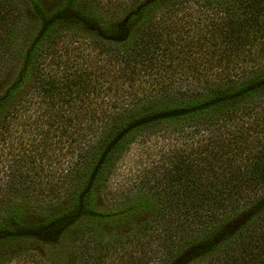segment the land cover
Segmentation results:
<instances>
[{
	"label": "trees",
	"instance_id": "obj_1",
	"mask_svg": "<svg viewBox=\"0 0 264 264\" xmlns=\"http://www.w3.org/2000/svg\"><path fill=\"white\" fill-rule=\"evenodd\" d=\"M260 95L264 0H0V143L27 145L58 200L33 222L9 215L0 241L45 248L24 255L33 264H264V210L224 231L264 190ZM159 130L207 135L100 207L118 160ZM12 164L2 190L31 188ZM148 197L133 229L110 228Z\"/></svg>",
	"mask_w": 264,
	"mask_h": 264
},
{
	"label": "rangeland",
	"instance_id": "obj_2",
	"mask_svg": "<svg viewBox=\"0 0 264 264\" xmlns=\"http://www.w3.org/2000/svg\"><path fill=\"white\" fill-rule=\"evenodd\" d=\"M107 2V0H104ZM260 99V100H259ZM257 102L255 104H264V95H260V97L256 98ZM253 103H249L247 105H252ZM189 130V129H187ZM164 130H159L152 132L144 137L137 138V142L131 144V147L128 151L118 160L115 165L113 173L109 175V180L106 183V187L103 191L101 197L97 199V204L100 207H112L115 208L118 203L123 200L124 197L128 196L127 194H133L134 189L137 187L138 179L145 174V171L150 167L148 166L150 162L153 160L160 161L161 158L171 157L172 153H176L177 151H181L185 154V151H189L188 147H196L199 142H204L207 133L200 131L198 134H194L191 136H184L186 133H175L172 131L164 134ZM226 131L228 133H232L233 129L230 126H226ZM225 132L224 141L227 140L228 134ZM177 137L178 139H175ZM230 139V138H228ZM233 140V139H231ZM231 146L233 142L230 141ZM4 146V147H2ZM252 147V146H249ZM29 147L27 145L22 146L20 149L15 147V144L12 145H2L0 143V222L8 223L9 215L13 213H19L21 216H24L27 221L33 222L37 220L38 217H42L47 215L54 207L56 203H58L57 199L47 198V194L42 186L45 185L46 175L45 170L43 168H39L36 164H31V166L27 160L25 159L24 153L27 151ZM250 150L255 151L254 148H250ZM31 151V150H30ZM53 151V150H52ZM36 153V152H34ZM230 156L232 155L229 153ZM36 161L41 166L38 161V155H34ZM55 160L59 158L58 165L57 162L51 165L54 168H51V172H55L58 166L61 168L64 166L63 158L58 157V154H54ZM243 157V156H242ZM231 158V157H229ZM34 159V158H31ZM168 159V158H167ZM165 161V166L169 161ZM237 162L239 159L234 158ZM62 161V162H61ZM61 162V163H60ZM14 168H20L21 171H27L28 176L25 179V184L32 185L29 189H18L5 191L2 190L3 184L8 175V166H13ZM60 163V164H59ZM165 168V167H163ZM31 175V179L33 181H29ZM57 176V175H56ZM28 182V183H27ZM258 200L253 201L254 204L242 206L239 205L237 211L230 220L225 221L224 223V231L228 232L226 235L231 237L234 235L233 232L236 230H245L247 226H249L251 219H253V215L259 212H263L264 210V190L256 191ZM149 196L150 194L147 193ZM133 196V195H132ZM116 197V198H115ZM150 198V205L147 208L137 209L124 220L121 224H116L110 228H116L119 232L129 231L134 228L137 223L140 222L141 219L147 217L150 213L147 214V211L154 208L155 200L152 197ZM127 200V199H125ZM252 202V203H253ZM16 211V212H14ZM12 214V215H13ZM1 225V224H0ZM231 225V227H229ZM111 233V232H110ZM73 233H69L66 237V243H70L74 236ZM115 234V233H112ZM121 235V233H119ZM224 240H221L220 243L223 244ZM200 247L197 251H200ZM189 251V249H188ZM196 251V252H197ZM30 252H41L42 254L46 253V249L39 246L35 242L31 241H18V242H5L0 241V264H33L29 260L25 258L24 255H27ZM190 254H194V258L202 257L201 255L196 256V252L194 249H190ZM191 255H189L190 257ZM202 259V258H201ZM189 262V259H187ZM193 264V262H189Z\"/></svg>",
	"mask_w": 264,
	"mask_h": 264
}]
</instances>
